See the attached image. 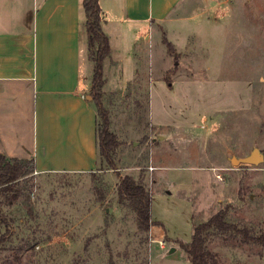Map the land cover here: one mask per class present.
<instances>
[{
  "label": "rangeland",
  "instance_id": "obj_1",
  "mask_svg": "<svg viewBox=\"0 0 264 264\" xmlns=\"http://www.w3.org/2000/svg\"><path fill=\"white\" fill-rule=\"evenodd\" d=\"M183 6L189 18L171 28L186 37L176 58L154 32L151 43L143 35L131 52L139 67H122L118 51L105 60L103 102L122 142L116 167L37 175L36 219L22 201L4 202L14 239L26 219L39 228L38 245L15 264H191L181 242L192 240L194 223L226 207L231 221L264 234V160L236 161L255 147L264 154V0H186ZM82 43L91 94L86 33ZM127 174H144L152 192L157 223L148 232H139L134 214L118 204L117 184ZM6 229L0 223V235ZM210 248L222 264H264V243L219 238Z\"/></svg>",
  "mask_w": 264,
  "mask_h": 264
},
{
  "label": "crops",
  "instance_id": "obj_2",
  "mask_svg": "<svg viewBox=\"0 0 264 264\" xmlns=\"http://www.w3.org/2000/svg\"><path fill=\"white\" fill-rule=\"evenodd\" d=\"M185 1L99 0L103 30L122 67H139L131 52L143 35L151 43L154 32L182 51L186 37L171 28L189 18L181 13ZM81 3L0 0V150L33 160L40 175L100 168L97 110L83 77ZM126 31L129 41L122 42Z\"/></svg>",
  "mask_w": 264,
  "mask_h": 264
},
{
  "label": "trees",
  "instance_id": "obj_3",
  "mask_svg": "<svg viewBox=\"0 0 264 264\" xmlns=\"http://www.w3.org/2000/svg\"><path fill=\"white\" fill-rule=\"evenodd\" d=\"M81 6L84 16L82 27L87 35L89 57L94 62L91 95L97 110L99 161L100 165L105 163L109 168H115L122 142L109 127L108 110L103 102V88L106 83L104 63L111 56L110 39L102 27L105 19L99 0H82ZM163 42L168 53L176 58L177 49L166 34L163 35ZM37 175L40 174L36 173L33 160L9 157L0 150V223L7 226L6 231L0 235V254L9 252L0 264L20 262L25 252L38 245L39 240L33 235L39 228L32 226L28 219L20 223V232L14 239L3 208L4 202L16 204L22 201L30 219H36L32 193ZM117 192L118 204L127 207L134 214L138 231L148 232L156 222L151 217L152 195L144 174L138 177L130 174L122 176L117 184ZM193 230L192 240L180 244L191 264H222L218 253L210 248L212 241L219 238L264 243L263 233H255L254 229L231 221L228 207L218 210L205 221L194 223Z\"/></svg>",
  "mask_w": 264,
  "mask_h": 264
},
{
  "label": "water",
  "instance_id": "obj_4",
  "mask_svg": "<svg viewBox=\"0 0 264 264\" xmlns=\"http://www.w3.org/2000/svg\"><path fill=\"white\" fill-rule=\"evenodd\" d=\"M92 98V96H89ZM264 160V154L261 152V150L258 147H255L253 151L246 157L236 159L237 162L243 163V164H259Z\"/></svg>",
  "mask_w": 264,
  "mask_h": 264
},
{
  "label": "built area",
  "instance_id": "obj_5",
  "mask_svg": "<svg viewBox=\"0 0 264 264\" xmlns=\"http://www.w3.org/2000/svg\"><path fill=\"white\" fill-rule=\"evenodd\" d=\"M150 169L153 170V167H150ZM217 177L222 179V176L220 174H217ZM151 195H152V192H151ZM151 241H153L152 237H151ZM159 244L161 245L162 248L165 247V243L162 240L159 241Z\"/></svg>",
  "mask_w": 264,
  "mask_h": 264
}]
</instances>
